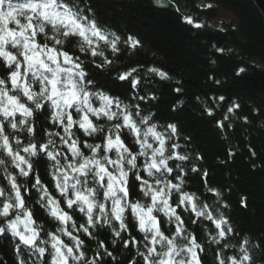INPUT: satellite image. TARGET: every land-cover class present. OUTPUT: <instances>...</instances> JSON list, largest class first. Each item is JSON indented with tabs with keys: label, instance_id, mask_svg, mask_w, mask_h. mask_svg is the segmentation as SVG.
<instances>
[{
	"label": "snow or ice",
	"instance_id": "6c2138e0",
	"mask_svg": "<svg viewBox=\"0 0 264 264\" xmlns=\"http://www.w3.org/2000/svg\"><path fill=\"white\" fill-rule=\"evenodd\" d=\"M72 40L77 54L65 47ZM121 43L141 46L102 25L84 0H0V238L13 242L17 264H119L103 236L113 248L134 251L128 264H204L210 251L213 264H258L251 241L237 239L207 171L205 194L187 190L189 172L201 171L192 161L203 157L181 148L177 124H158L141 107L156 99L142 82L147 88L153 77H171L155 66L115 67ZM92 69L115 72L113 83H129L130 94H111ZM239 107L233 102L227 113ZM204 111L213 114L206 105ZM37 114L48 125L39 136ZM229 119L218 126L227 130ZM42 164L51 186L39 175ZM35 207L51 227L37 222ZM189 223L203 230L206 243ZM82 237L96 241L91 255ZM251 247L264 252V242Z\"/></svg>",
	"mask_w": 264,
	"mask_h": 264
},
{
	"label": "trees",
	"instance_id": "16d2710c",
	"mask_svg": "<svg viewBox=\"0 0 264 264\" xmlns=\"http://www.w3.org/2000/svg\"><path fill=\"white\" fill-rule=\"evenodd\" d=\"M84 3L91 5L99 22L109 30L122 38L132 35L141 41L135 50L121 43V51L114 57L115 67L155 66L169 74L170 80L153 77L147 88L142 82L144 91L154 90L156 99L141 102V107L147 109L145 114H154V122L158 124L178 125L181 148L193 157L197 154L203 157L192 161L201 171L189 172L187 190L205 194L203 176L207 171V184L218 189L222 202L228 205L223 211L240 234L237 239H249L253 257L258 264H264V252L251 247L264 242V19L258 8L252 0H162L163 7L157 0H84ZM209 4L210 8L205 7ZM222 11L230 13L233 21L222 18L221 22H215ZM185 16L204 26L195 28L187 24ZM74 44L72 40L65 47L77 54ZM239 67L246 71L237 76ZM92 71L98 73L95 79L112 89L111 94H130L129 83H113L115 72L109 75L99 69ZM176 87L182 92L176 93ZM220 96L225 99L219 101ZM233 102L240 107L228 114L227 108ZM205 105L213 109L211 116L204 111ZM226 114L230 116L224 121L227 130L217 124ZM36 125L38 136L42 135L48 126L45 115H36ZM122 138L134 147L131 138ZM37 168L42 181L50 185L46 165ZM133 195L139 196L138 190ZM245 199L246 207L241 203ZM28 203L31 205L33 201ZM33 211L38 223L52 226L54 222L44 211L38 207ZM188 227L196 231L201 242H207L201 228L191 223ZM124 236L127 238L126 233ZM82 238L91 255L96 241ZM101 238L114 251L119 264H128L134 251L123 250L122 244L113 248L111 237ZM213 259L210 251L204 264H213ZM0 264H17L10 239L0 238Z\"/></svg>",
	"mask_w": 264,
	"mask_h": 264
},
{
	"label": "water",
	"instance_id": "95a60500",
	"mask_svg": "<svg viewBox=\"0 0 264 264\" xmlns=\"http://www.w3.org/2000/svg\"><path fill=\"white\" fill-rule=\"evenodd\" d=\"M255 7L258 8L262 18L264 19V0H252Z\"/></svg>",
	"mask_w": 264,
	"mask_h": 264
},
{
	"label": "rangeland",
	"instance_id": "374dc122",
	"mask_svg": "<svg viewBox=\"0 0 264 264\" xmlns=\"http://www.w3.org/2000/svg\"><path fill=\"white\" fill-rule=\"evenodd\" d=\"M222 18L223 19H229V20H232L233 21V17H232V15L230 14V13H228V12H224V11H222L221 13H220V15L216 18V19H214L215 20V22H221L222 21ZM213 20V21H214Z\"/></svg>",
	"mask_w": 264,
	"mask_h": 264
}]
</instances>
